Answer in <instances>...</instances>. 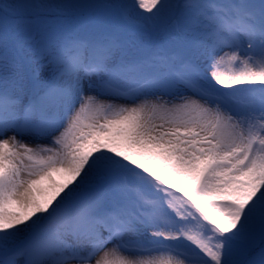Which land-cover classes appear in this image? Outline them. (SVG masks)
<instances>
[{
	"label": "snow or ice",
	"instance_id": "1",
	"mask_svg": "<svg viewBox=\"0 0 264 264\" xmlns=\"http://www.w3.org/2000/svg\"><path fill=\"white\" fill-rule=\"evenodd\" d=\"M0 264H264V0H0Z\"/></svg>",
	"mask_w": 264,
	"mask_h": 264
},
{
	"label": "rangeland",
	"instance_id": "2",
	"mask_svg": "<svg viewBox=\"0 0 264 264\" xmlns=\"http://www.w3.org/2000/svg\"><path fill=\"white\" fill-rule=\"evenodd\" d=\"M79 2L91 3V2H99V0H79ZM119 103H125V101H119Z\"/></svg>",
	"mask_w": 264,
	"mask_h": 264
}]
</instances>
